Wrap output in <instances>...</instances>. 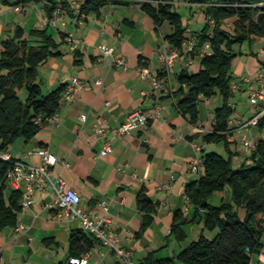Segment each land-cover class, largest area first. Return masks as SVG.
Here are the masks:
<instances>
[{
    "label": "crops",
    "instance_id": "1",
    "mask_svg": "<svg viewBox=\"0 0 264 264\" xmlns=\"http://www.w3.org/2000/svg\"><path fill=\"white\" fill-rule=\"evenodd\" d=\"M7 1V4L0 2V42L11 36L16 26L27 32L32 27H44L40 23V19L46 18L42 2L15 6L11 4L14 0ZM66 1L77 9L83 0ZM180 4L185 8L188 23H192L187 24V29L192 32L199 29L205 21L203 6L183 0L174 3ZM226 22L231 23V20ZM46 28L61 43L57 49L59 54L38 67L42 90L47 93L61 84L67 87L75 76L85 82V87L74 93L72 101L60 100L56 119L45 121L30 140H15L7 154L13 160L32 164L41 163L37 155L30 154L39 148L57 157L51 173L62 177L67 188L77 191L80 206L88 215L106 213L121 244L131 251L135 264L153 251L157 257L163 253L176 255L200 234L205 235L202 222L185 225L187 237L183 241L170 234L174 211L180 210L184 216L193 212L184 187L198 178L203 166L199 173H194L191 163L201 157L202 151H213L208 150L211 143L205 142L203 136L212 129L213 111L221 103L220 97L201 99L198 123L192 124L177 109L173 95L178 72L183 68L197 71L201 55L182 53L167 80L158 53L164 36L171 31L170 25L165 22L157 26L139 4L124 1L108 3L100 9L99 16L90 14L85 20H77L62 10ZM100 44L115 47V52L103 55L96 49ZM244 44L234 46L241 55L233 60V65L240 66L245 75L239 84L232 83L237 88L229 100L233 113L228 128L233 141L230 149L236 153L233 156L235 167L246 155L241 150V138L246 136L253 142L264 138V128H258L255 133L253 125H247L253 116L250 111H238L233 101L235 95L245 91L250 97L252 86L264 88V70L260 64L264 61V38H256L247 46ZM120 57L125 65L114 62ZM139 68L164 77L168 90L162 92L154 88L149 79L139 76ZM156 104L161 106L159 116L154 113ZM134 109H141L148 116L147 124L119 136L112 135L110 130L124 122ZM81 114L85 119L80 118ZM98 126L105 129V137L95 132ZM104 139L109 140L111 150L102 153ZM143 187L156 204V211L152 223L141 231L144 212L138 209L136 196ZM228 194V189L217 192L208 197L207 202L219 205ZM32 197L33 203L22 207L17 215V223L23 224L25 230L17 233L13 226L0 231V264L65 262L71 231L82 228L78 218L59 215L53 190L35 191ZM101 200H107V212L100 207ZM239 214L243 216L244 210L239 209ZM85 253L89 255L87 264H122L97 239ZM250 264H264V235L261 249L251 255Z\"/></svg>",
    "mask_w": 264,
    "mask_h": 264
},
{
    "label": "trees",
    "instance_id": "2",
    "mask_svg": "<svg viewBox=\"0 0 264 264\" xmlns=\"http://www.w3.org/2000/svg\"><path fill=\"white\" fill-rule=\"evenodd\" d=\"M30 1L42 2L44 27H32L27 32L16 26L12 35L0 42V231L15 226L22 210L21 191L7 185L13 159H5L3 154L18 138L28 141L39 132L46 119L58 112L60 94L66 88V84H61L45 93L38 82V67L59 54L57 49L61 43L47 32L46 26L57 8L77 20H85L90 14L99 16L100 9L108 3L124 1L139 4L157 26L168 23L171 31L164 39L171 47L181 49L183 42L194 40L192 49L181 54L201 55L199 68L195 72L187 68L178 72L177 87L173 91L176 106L189 122L197 124L200 100L218 95L221 103L214 108L212 129L204 134L203 140L221 143L225 150L224 156L215 151H202L200 175L184 187L193 212L184 216L180 210L174 211L170 229L176 240L183 241L187 237L183 227L202 222L205 230L215 232L214 236L200 234L174 256L157 257L155 251L149 252L137 264H250L251 255L261 249L264 235V138L255 141V148L246 153L239 166L233 165L236 153L230 149L233 141L228 121L233 108L229 100L233 95V60L241 55L234 46L264 38V0H183L203 6L205 21L193 32L174 10L177 0H83L77 9L71 8L66 0H14L11 4ZM0 2L8 3L7 0ZM260 64L264 70V61ZM21 90H24L23 97ZM257 126L264 128V116ZM225 189L229 194L219 205L207 202L208 197ZM136 205L144 212L143 231L152 223L156 211V204L144 187L136 196ZM239 209L244 210L243 216ZM91 236L82 228L73 229L68 239V257L58 264H70V256H81L90 250L96 241Z\"/></svg>",
    "mask_w": 264,
    "mask_h": 264
},
{
    "label": "built area",
    "instance_id": "3",
    "mask_svg": "<svg viewBox=\"0 0 264 264\" xmlns=\"http://www.w3.org/2000/svg\"><path fill=\"white\" fill-rule=\"evenodd\" d=\"M59 12L57 8L55 15ZM44 25L46 24V18L44 19ZM193 39L183 42L181 49L171 47L166 41H163L159 48L158 57L163 66V72L165 78L170 80V72H172L176 60L179 58L181 52H188L192 49ZM96 49L103 55H112L115 52V47H109L105 44H100ZM117 64L125 65L122 57L115 59ZM138 74L141 78L149 79L152 86L162 92L168 90L167 80L163 77H159L155 74L150 73L145 68H139ZM264 75V74H262ZM96 83H100V80H96ZM85 87V82L78 78L72 77L67 87L61 92L60 100L72 101L74 93L82 90ZM237 86H233V90ZM264 89L251 88V94L249 102L252 106L256 107V112L248 121L247 125H257L258 120L264 116ZM159 104L155 105V115H160ZM85 115L81 114L80 118L85 119ZM56 119V114L47 118L46 121L53 122ZM148 116L141 109L132 110L127 119L110 130V133L114 136L122 135L132 129L143 127L147 124ZM95 132L99 137H105V129L101 126L96 127ZM241 150L245 153L250 152L255 148V142L251 141L246 136L241 138ZM111 150V145L108 139H104V147L102 153ZM30 154H35L41 159V163L32 164L23 161L13 160V167L7 173V185L11 189L20 190L22 193V207H29L33 203V193L35 191H42L51 189L55 193V206L59 210V215L66 216L69 218H78L82 229L90 233L94 238L100 241L108 251L114 253V255L121 261L122 264H135L132 258L131 251L124 247L121 242L118 233L112 227L110 218L105 214L91 217L84 211L80 206V197L76 190L66 187L65 180L60 176H55L51 173V167L57 163V157L51 154L45 148H39L31 151ZM5 159H9L7 153L3 154ZM202 158L198 157L191 163L190 169L194 173H199L200 167L202 166ZM23 186V189L22 187ZM100 207L107 212V200H101L99 203ZM14 230L17 233L23 232L25 227L21 223H16ZM248 249V248H247ZM246 249V250H247ZM88 253H84L81 256H70L68 263L70 264H87Z\"/></svg>",
    "mask_w": 264,
    "mask_h": 264
},
{
    "label": "rangeland",
    "instance_id": "4",
    "mask_svg": "<svg viewBox=\"0 0 264 264\" xmlns=\"http://www.w3.org/2000/svg\"><path fill=\"white\" fill-rule=\"evenodd\" d=\"M77 2L78 1H76L75 4H77ZM9 9H10V7H9ZM174 10L181 14L182 21H183L184 25L187 26V24H192V23H188V19H187L188 17L186 16V11H185V8L182 4H180L179 6L174 5ZM40 23H44V18L40 19ZM229 24L230 23L228 22L227 26H229ZM191 28H195V27H191ZM51 32H52V30H51ZM244 43H246L244 45L247 46V42H244ZM236 45L238 46L239 44H236ZM237 52H239V51H237ZM244 75H245V72L242 71L240 66H238L237 64L232 65V76H233L232 83L239 84L243 80ZM259 89H261V88H259ZM20 92H21L20 95L23 97L24 96V90H21ZM233 101L237 104V106H238L237 110L238 111L239 110H243L244 112L250 111V113L252 115L256 112V107L252 106L250 104L248 93L246 91L238 93L237 95H235L233 98ZM253 127H254V132L256 133L258 131V127L256 125H254ZM249 137H250V134H249ZM208 150H213V151H215V152H217L223 156L225 155L224 148H223V145L221 143H211ZM223 195H224V193H223ZM214 234H215V232H210L208 230H205V236L208 238H212L214 236ZM189 240H190V238H189ZM160 256L166 257L167 255H166V253H163V255L161 254Z\"/></svg>",
    "mask_w": 264,
    "mask_h": 264
}]
</instances>
